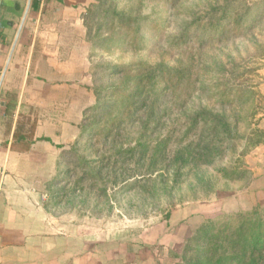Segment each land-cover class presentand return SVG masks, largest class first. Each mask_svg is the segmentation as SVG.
I'll return each mask as SVG.
<instances>
[{"label": "rangeland", "instance_id": "rangeland-1", "mask_svg": "<svg viewBox=\"0 0 264 264\" xmlns=\"http://www.w3.org/2000/svg\"><path fill=\"white\" fill-rule=\"evenodd\" d=\"M109 2L124 23L104 15ZM31 12L52 52L70 53L55 60L70 74L52 76V103L22 111L26 139L16 149L36 143V122L48 115L62 137L38 144L52 151L26 157L19 174L67 226L69 264H181L207 221L255 209L264 216V144L241 154L251 131H264V0H41ZM43 85L37 99L51 88ZM136 86L147 102L138 96L124 107ZM98 88L112 114L92 109ZM228 89L222 97L233 106L216 98ZM201 108L230 124L229 134L202 133L224 137L212 163L196 156L203 137L186 131ZM228 171L245 175L229 181Z\"/></svg>", "mask_w": 264, "mask_h": 264}, {"label": "crops", "instance_id": "crops-1", "mask_svg": "<svg viewBox=\"0 0 264 264\" xmlns=\"http://www.w3.org/2000/svg\"><path fill=\"white\" fill-rule=\"evenodd\" d=\"M28 3L29 0H0V80L3 77L0 88V264H69L67 226L56 225L44 203L42 188L19 174L22 160L41 151L38 144L53 146L56 139L62 137L61 127L52 126L54 119L48 115L36 122L33 139L36 143L24 150L16 149L15 131L21 123L22 111L31 104L52 103L55 81L52 76L70 74L57 67L55 60L64 56L66 60L71 59L69 52L67 55L62 51L52 52L49 45L52 39L42 34V30L32 28L31 21L36 15L30 7L7 66ZM38 15L40 19L42 14ZM43 84L51 88L46 96L37 99L35 87H43ZM12 91L18 93V104L10 122L5 115L4 97ZM46 148L41 155L52 151Z\"/></svg>", "mask_w": 264, "mask_h": 264}, {"label": "trees", "instance_id": "trees-1", "mask_svg": "<svg viewBox=\"0 0 264 264\" xmlns=\"http://www.w3.org/2000/svg\"><path fill=\"white\" fill-rule=\"evenodd\" d=\"M41 0H32L31 9L39 10ZM97 8V5H95ZM94 7V5H92ZM110 2L107 7L102 9L104 15L115 16L120 22L126 21V16L121 14V11ZM120 66L104 65L107 71L115 72ZM113 75L115 73H112ZM128 79L131 80V77ZM137 79V78H136ZM136 79H132L133 82ZM155 81V79H154ZM127 85H125L126 87ZM128 87V86H127ZM102 89H94L97 98V105L93 106V110L101 115L103 112L112 114V98L110 100L103 96ZM235 90H224L217 92L216 98L221 101L224 106H233L235 100L230 97L223 98L226 94ZM117 90L113 91V96L117 94ZM130 95L124 97L122 104L125 106L131 105L133 100L141 97L143 98V90L136 86V89L130 91ZM144 98V102H147ZM18 104V93L12 91L6 94L5 115L8 121L12 122ZM190 127L186 129L190 134L197 135L200 140L203 137L202 133L207 132L209 136L214 137L220 134L230 133V124L226 121L225 115L215 114L213 111L201 108L190 118ZM22 125L18 123L16 126L15 136L17 140H25L26 137L21 135ZM107 132H111L108 128ZM230 135H228L229 137ZM232 138L233 137H229ZM215 139V138H214ZM246 148L241 152L246 155L249 150L264 144V131L261 129H253L246 138ZM224 141V137H219L215 140H210L209 137L204 136L201 139V154L196 155L197 158H208L209 163H212L214 158L221 152L219 144ZM136 149H131L133 157H135ZM138 152V151H137ZM136 152V154H137ZM145 152V151H143ZM190 156H182L183 167H188L186 162H189ZM208 163V164H209ZM227 172V171H226ZM226 174V173H225ZM245 175L244 171H228L227 179L229 181H236ZM183 261L181 264H264V216L258 213L257 209L249 213H236L229 216H222L217 219L207 221L201 225L194 236L190 238L188 243L184 246Z\"/></svg>", "mask_w": 264, "mask_h": 264}, {"label": "water", "instance_id": "water-1", "mask_svg": "<svg viewBox=\"0 0 264 264\" xmlns=\"http://www.w3.org/2000/svg\"><path fill=\"white\" fill-rule=\"evenodd\" d=\"M31 2H32V0H29V3H28V6H27V9H26V11H25V14H24L23 20H22L21 25H20V27H19V30H18V33H17L16 39H15V42H14V44H13V47H12V50H11V53H10V56H9L7 66H8V64H9V62H10V60H11V57H12V54H13V52H14L15 46H16V44H17L18 38H19L20 33H21V31H22V28H23L24 22H25V20H26L27 14H28L29 9H30V7H31ZM6 69H7V67L5 68V71H6ZM2 82H3V77H2L1 80H0V88H1Z\"/></svg>", "mask_w": 264, "mask_h": 264}]
</instances>
